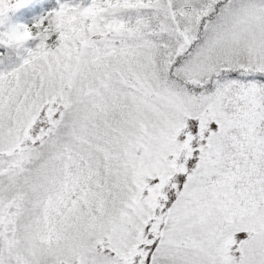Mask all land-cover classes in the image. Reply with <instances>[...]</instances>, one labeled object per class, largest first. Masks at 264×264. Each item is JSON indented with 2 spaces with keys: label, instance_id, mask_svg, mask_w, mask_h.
Instances as JSON below:
<instances>
[{
  "label": "snow or ice",
  "instance_id": "snow-or-ice-1",
  "mask_svg": "<svg viewBox=\"0 0 264 264\" xmlns=\"http://www.w3.org/2000/svg\"><path fill=\"white\" fill-rule=\"evenodd\" d=\"M0 264H264V0H0Z\"/></svg>",
  "mask_w": 264,
  "mask_h": 264
},
{
  "label": "trees",
  "instance_id": "trees-1",
  "mask_svg": "<svg viewBox=\"0 0 264 264\" xmlns=\"http://www.w3.org/2000/svg\"><path fill=\"white\" fill-rule=\"evenodd\" d=\"M11 20L14 23H27L30 19L29 13L26 9H21L17 12L10 13ZM34 20V18H31Z\"/></svg>",
  "mask_w": 264,
  "mask_h": 264
}]
</instances>
